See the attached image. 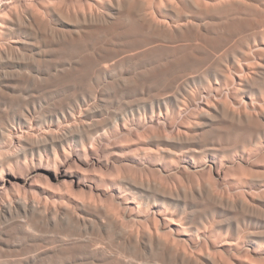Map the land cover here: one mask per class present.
Returning <instances> with one entry per match:
<instances>
[{"label": "rangeland", "instance_id": "1", "mask_svg": "<svg viewBox=\"0 0 264 264\" xmlns=\"http://www.w3.org/2000/svg\"><path fill=\"white\" fill-rule=\"evenodd\" d=\"M106 1L107 0H28V2H27V0H2V1L0 0V15L2 14L0 16V19H2L4 22L10 20L11 10H17L20 12H24V10H25V12H26L28 10V5H30V8L32 7V9L38 11V14L40 13V16L50 24V26L53 28V30L55 29L56 33H62L65 35L64 36L65 39L59 40V38L56 37L57 35L45 33V31H43L42 29L40 30V28L37 27L36 25H33V27H32V25L29 22L22 23V25L17 23V25H20V27H18V29L19 28L20 29L19 30L17 29L16 36L20 35L21 36V37L19 36L20 38L24 37L23 39L25 40V43L21 46V53L19 54L21 56V59H20V56H16V54L15 55H13V54L9 55V58H14V57L17 58L16 60L20 61L21 66L14 67V68H9L7 66H4L3 68H0V72L2 73V74L0 73L1 74L0 80L3 81L4 77H7V82H0V126L2 124H4V125L7 124L6 126H8V130L7 129L5 130V132H7V133H5V134L2 133V129H0V205H2V203L7 202L8 200L14 201L16 198H21L22 200H25L26 198H28V199H26L28 201L31 199H35L42 204L45 203V206L48 205L47 206L48 208L68 206L67 203L69 204L71 202L70 203V206L72 205L71 208H73V209L75 208L74 210L77 211V213H78L81 211L78 208L79 201H81V199L82 200H90L92 202L96 201L95 203H97V204L102 203L103 205L108 206L112 211L119 213L117 215L119 217H121L123 222L129 223L131 219L135 220L137 215H136V212L124 211L122 206L120 205V203H118V198H116L117 196L115 197V195L118 194L119 192L116 191V188L112 183L113 179L111 177H114V176H112V174L113 175L119 174L118 168H116L117 167L116 165L123 164L125 167L124 169L127 172L136 173L140 177H147V176H152L155 174V176L160 181L163 182L165 180V182H163L165 184L169 183L168 182V180H169L171 183H169L167 185H173V182L175 180H178L182 176L181 175L182 169H183V171H185V170H188V167L192 168V166H196L198 170L200 169L199 170L200 172L198 170L196 172H194V174L195 173L198 174V175L195 174L197 176V178L193 174L192 177L195 176L194 180L199 181L201 179H206V180H209L211 182L213 180V183L215 185H217V186H215L217 188V190H219V189L221 190V187H222V189H225V190L230 188L228 182L231 181L232 177H234V173L240 172L241 175H245L250 170L254 171V172H264V160L260 161V159L262 158V155L260 153H259V158L254 159V160L253 159H247L245 157L243 158L239 154L235 153L232 157L227 159L228 161H225L223 159H214V158H212L211 155L207 154L206 156L205 155L202 156L199 159V161H197L196 163H191L189 161H186L183 157H180V156H173L172 160L168 159L171 157L162 158L160 156L161 152L159 151L158 147L156 145H153V144L151 145V143L148 141L149 135L153 132H162L167 136L174 135L175 132L177 131V129H182L181 127L183 125L185 126V125L189 124V122L192 120V117H194L196 114L195 111H197V109L199 108V105H201L204 101L205 102L206 101L207 102L208 101H214L218 96H220L222 99L224 98V100L228 101L231 104L232 103L234 104L235 102H240L242 104H244V103H250V104L253 103L254 104L257 101L261 100L262 93L259 91V89H255V90L251 91L253 93L248 92V93H245L243 95H241V94L239 95L238 93H236L237 92L236 90L238 87L237 85H238L239 77L242 74L249 72L251 69L256 68L257 62L259 61L258 58L256 56L255 57L252 56L254 58L252 59L251 63H249L245 59H239L236 62L229 61L230 59L224 60L226 63H228V69H229L228 73L229 74H228V78L226 79L227 81L226 82L222 81L221 86H219V84L216 83V79H213L215 77L213 76L212 69H210L209 71L206 70L207 72L205 73V74L209 75L208 77L211 79L210 82L206 81L205 78L202 76V73L205 71L204 69H206V68H204V66H202L203 65L202 59L197 58V56L198 57H201L200 55L206 56L203 53L204 52L203 50H205V49L198 48L197 51H199L201 54L196 51L197 47H194L195 51H194V48L193 49H188V48L180 49L179 48L180 50L174 49L175 52L173 49H170L171 51H165L164 49H160V50L158 49L157 51L155 50L156 53H155V51L153 52V54L154 55L156 54V56H154L153 54H151L148 57L144 56L147 60H145V58H144V60H142L143 58H135L132 60L129 59L128 61H126L127 58L121 60V58H119V57L122 56V54H120L122 52L121 50H123L122 47H124V50L128 49L131 46V43H132V47H135L136 45L133 42L134 41L140 42V40L148 39L150 37V32L148 33V30L145 29L140 24L139 19H137L138 15L135 12V10H131L130 5L128 3H124L126 0H123V2L121 3L120 6L116 5L115 7L112 6L111 4H107ZM130 1L135 2L138 0H130ZM144 1L151 3V5H150V3H147V5L149 6L148 8L151 9L152 12L150 10H148V11L151 14L153 13V11L155 12V13H153L154 15L156 14V17L154 16L155 19L156 18L158 19L161 17L159 20H161V19H163L162 21L166 20V22L168 21V23H170V24H172L173 22H178V20L179 21L180 20L181 21H183V20L184 21H186V20L192 21V20H195V18L196 19L199 18L200 20H202V18H204L202 21H213V22L218 21V23H223V24H225V20H227L226 21L227 23L225 25L229 26V24H230V26L234 27V24L238 23L235 25V27L238 26V27H236V30L241 31L242 27H239V26L243 25V22H245V19L248 20V18H249V19L254 20L255 18L257 19L259 16L258 10L256 11V7H254V6L259 5V2L257 0H244L246 6L243 4H240V5L236 4L235 5V8L237 7V9L239 8V6L243 5L242 6L243 8H245V9L247 8L250 10L249 13H248V10H245V9L243 10L242 7L238 9L239 11H237L234 8L236 10L235 11V10H232L233 7H231V5L230 6H227V5L219 6L216 4V2H218V4H219L222 0L221 1L220 0H209L207 2L203 0L201 3H200V1L196 0L197 2H199L198 3L199 8H197V6H195L193 8V5L191 4V2H192L191 0H190L191 2L189 0H175L176 2H173L174 0L173 1L167 0L169 2V4L171 3V1L175 5L178 2L180 7H182V9L181 8H179V9L183 10L185 12L182 14L183 16L182 15L176 16L175 13L169 12L166 9V7H168V2L166 0L165 1H163V0L158 1V2L163 1L162 4L158 3L157 0H153V1L152 0H144ZM225 1H230V0H225ZM164 2H165V4L167 3L165 6H164ZM213 2H215L214 4H216V5H214ZM48 3L51 4L50 5L51 8L49 7ZM102 3H104L103 4L104 8H102L103 6H100V4L102 5ZM202 3H203V5H202ZM208 3L209 4L212 3V4L209 5ZM178 4H177V6L179 7ZM98 5H99V7H98ZM108 5H110V6H108ZM156 5H158L157 7H159V6H162V7L157 8ZM58 6H59V8H58ZM96 6H97V10H101V11H105V12H111L113 14V16H115V17H113V19H110L109 21L104 22L102 24H99L95 27H90L87 23H84V20L80 17V15L82 13H87L88 11L92 12V11L96 10V9H94V8H96ZM111 6L113 8H111ZM123 6H124V8H123ZM203 6H205V7H203ZM211 6H213V8ZM225 6L227 8H225ZM232 6H234V5H232ZM33 7H35V8H33ZM46 7H49V8H46ZM206 7L207 8L209 7V8L205 9ZM230 7H231V9H230ZM54 8H58V10H63V12H55ZM202 8H204V10ZM222 8H223V10H221ZM250 8L253 11H251ZM156 9L160 12H158ZM159 9H161L162 11ZM197 9H198V11H197ZM117 10L119 11L120 15H119V13H116ZM210 11H213V12L211 13ZM215 11H217V12H215ZM219 11H220V13H219ZM228 11H229V13L225 14ZM254 11H255V13L256 12L257 13L254 14L253 13ZM67 12H69V13H67ZM75 12H77V13L75 14ZM193 12H195V13H193ZM199 13L202 16H200ZM234 13H236V14H234ZM159 14H161L162 16ZM212 14H214V15H212ZM76 15H79V17H77ZM116 15H118V16H116ZM194 15H198V16H194ZM205 15H208V16H205ZM233 16H234V19L232 18ZM235 17H237V19ZM243 17H245L244 20H243ZM78 20H81V23ZM241 20H243V21H241ZM228 21H230L231 23H228ZM232 21H235V22H232ZM58 22H60L61 24ZM112 23L113 24L116 23L115 24L116 26L114 28L111 27ZM83 24H84V26H83ZM100 25H101V27H100ZM118 25H119V28L117 27ZM135 26H137V27H135ZM61 27H63V29H60ZM85 27L88 29L86 30ZM93 28H96L97 30L94 31ZM89 29H90V31H89ZM137 29H138V31H137ZM39 31L41 32V34ZM63 32H65V33H63ZM76 33L79 34V37H78V34H76ZM80 33H81V35H80ZM146 33H147V35H146ZM71 34H73L74 36ZM35 35H37V36H35ZM83 36H84V38H83ZM43 37L45 39H43ZM67 38H69V39H67ZM239 38L241 39L240 36L235 37V39L237 40V43L240 40ZM0 39H4V36L2 34H0ZM27 40H29V41H27ZM1 41L3 42V40H1ZM26 41H27V43H26ZM45 41L47 42V45H46ZM2 42H0V44ZM64 42H65V44H64ZM129 42H131V43H129ZM126 43H128V44L126 45ZM34 44H35V46H34ZM28 45H30V46H28ZM237 45H240V42ZM25 47H28L27 48L28 51ZM30 47H32V48H30ZM126 47H128V48H126ZM208 48H211V47H208ZM24 49H25V51H24ZM114 49L117 50V52H114ZM184 49H186L188 54L189 53H191V54L185 55V56L183 55L184 56L183 57L182 54L186 53V51ZM212 49L214 50V51L212 50V54H216L219 52L218 55L220 54L222 56V54H223L224 55L223 58H230L234 54H237L239 57L241 56L237 53L236 47L226 46L225 48H223V49H225L224 50L225 52L223 51V49L221 51H218L214 48H212ZM226 49H227V51H226ZM192 50H193V52H191ZM208 50L210 51L211 49H208ZM23 52H25V53H23ZM157 52L159 53V56H158ZM194 52H195V54H193ZM27 53H28V55H27ZM174 53H175V55H174ZM196 54H198V55H196ZM173 55H174V57H173ZM191 55H193V56H191ZM175 56H177L176 57L177 59L175 58ZM169 57L171 59H169ZM189 57H191V58H189ZM15 58H14V60H15ZM117 58H118V61L113 63L114 60H117ZM182 58H185V59H182ZM26 59L27 60L29 59V60L27 61ZM34 59H35V63H34ZM172 59L174 61H171ZM23 60H25V61H23ZM124 60H125V62H124ZM138 60H140V61H138ZM176 60H178V61H176ZM106 61H109V62L111 61L113 63V65L109 69L110 75H107V77H106L107 81L103 75L102 76L99 75V73L102 72L101 71L102 68L101 67L99 68V66H97V65H99V63L101 64L102 62L103 63H109ZM143 61L145 62L146 65L144 64ZM120 62H121V64H120ZM135 62H137V63H135ZM36 63L38 66L36 65ZM56 65H58V66H56ZM182 65H184V66H182ZM194 65H197V66H194ZM198 65L201 68H198ZM27 66H29V68ZM116 66H119V67L117 68ZM148 66H151V67H148ZM154 67H155V69H154ZM171 67H173V68H171ZM98 68H99V70L100 69L101 70L99 71ZM148 68L149 69L151 68L150 71ZM16 69H18V70H16ZM130 70H131V72H129ZM242 70H244V71H242ZM3 71H5V72H3ZM7 71H9V73ZM12 71L14 74H10V73H12ZM121 71H123V72H121ZM183 71H186V72L183 73ZM173 72H174V74H173ZM175 72L178 74H175ZM198 72H199V74L197 75L196 73H198ZM230 72H231V74H230ZM93 73H96L95 78L91 76V75H93ZM137 73H139L141 75H138ZM3 74L8 75V76H4ZM133 74L134 75L137 74V76H134ZM148 74H149V76H148ZM172 74L173 75H181L180 79H178V82L174 81L171 83V81L168 80L169 78H171ZM183 74L190 76V79L187 80L185 77L181 78L183 76ZM195 74H196V76H195ZM115 75H117V76H115ZM128 75L130 77H128ZM114 77L116 80H114ZM116 77H118V80ZM135 77L136 78L139 77V78H137V80H139V81H136ZM147 78L149 79V81H147L148 80ZM165 78H166V80H165ZM100 79L102 80V82L98 83L97 81ZM132 79H135V80L132 81ZM143 79H146V80H143ZM9 80H11V81H9ZM119 80H121L123 85H121L122 83ZM193 80L195 81V83ZM90 81H93V83L96 82V83H94L96 85L94 86L93 83L90 84ZM117 81H119L120 83L117 84ZM145 81H147V82H145ZM188 81L190 84L188 83ZM138 82H140V84H138ZM108 83L110 85H108ZM113 83H115V84H113ZM151 83H152V85H150ZM4 84H6V85H4ZM167 84H171V85H167ZM125 85H127V86H125ZM89 86H90V88H91V86H92V88L98 87L97 90H99V92L104 90V89L107 92V94H106V92L104 93V94H106L104 96H101V94L100 95L98 94L96 99H92L93 100L92 103L95 105L93 112H95V113H92V116L90 117L91 120H95V121L99 120V119L103 120L104 118H106V120H109L107 123L109 125H107L104 129H102V131H101L102 133L101 132L99 133L100 135L99 134L93 135V137L90 140L86 141V143H82L81 141L78 140V138L72 139V140H67L61 144L59 143L60 145L57 144V147H54V148L51 146L49 148L50 144H48V142L46 144V141H45V142H42L43 144H42L41 148L33 149L32 145L29 142H27L26 140H24L23 137H22L23 140H21V138H20L21 132L19 131V127H21V126L22 127L24 126L23 128L25 130H27L28 133L30 132L31 135H34V134L36 135V133L38 134L43 129L44 130L52 129V128L57 127L58 125L63 126L65 123H67V118H69L68 117L69 112H70V114L75 115L74 117L76 119L82 118V116H81L82 110L81 109H83L86 106L82 101H79V104L77 101L76 102H74V101L77 99H81L82 94L84 95L86 93V91L89 89L88 88ZM101 86H103L102 89H101ZM129 86H131V87L134 86V87H132V89H131V87H129ZM182 86L187 87L188 90H190V93L192 92L191 95L194 99V100L192 99L193 102L188 101L187 95L184 92H181L180 88L178 90V87H182ZM135 87H136V89H135ZM127 88H129V89H127ZM162 88L164 90H162ZM85 89H86V91H85ZM134 89H135V91H134ZM137 89L139 91H137ZM146 89H148V90H146ZM149 90H150V92H149ZM171 90H173L175 92H172V94H170ZM161 91H162V93H161ZM220 91L222 92V94H220L221 93ZM133 92H134V94H133ZM204 92H205V94H204ZM176 93H177V96H179V98L183 101L184 106L182 105L181 107H177L176 112L175 111L172 112V109H170L169 111H166V109H165L162 111V113H159V111L157 110L156 114L152 115L153 101H154L153 99L155 97H157V95L158 96L164 95V97L163 96L162 97L166 99L165 101L169 102L168 104H170V103H173V100L176 96ZM179 93L180 94L183 93V94L180 95ZM216 93L219 95H217ZM77 94H79V95H77ZM151 94H153L154 96L153 95L151 96ZM208 95H210V96H208ZM212 96L215 97V99H213ZM103 97H105V98H103ZM145 98L147 101H145ZM201 98L203 101L201 100ZM148 99H149V102H148ZM148 103H149V105H148ZM191 103H192V105H191ZM193 106H196L198 108L193 110L194 109ZM69 108H71V109H69ZM179 108H180V110H179ZM144 109H145V111H144ZM27 110L31 111V113L29 115V120L27 123H21L20 122V117L22 116L21 113H22V111L27 112ZM66 110H68V111H66ZM100 110H102V112ZM191 111H192L193 115H192ZM97 112H99V113H97ZM144 113H145V115H144ZM182 114L183 115L185 114V115L182 116ZM185 116H186V118L187 117L188 118L186 119ZM101 117H103V118H101ZM182 118L184 121H182ZM2 119L3 120L5 119V120L3 121ZM180 120H181V123H180ZM6 121H7V123H6ZM171 121H173V122H171ZM151 123L153 124V126ZM182 123H184V124H182ZM147 124H148V126H146ZM13 125H15L17 127V130L12 127ZM170 125H172V127ZM169 129H170V131H169ZM37 130H38V132H37ZM171 133H173V134H171ZM143 135L144 136L148 135V136L144 137ZM135 139H137L138 141ZM95 140H96V142H94ZM19 141H21V142H19ZM135 141L137 144L135 143ZM142 141H143V143H142L143 145L141 144ZM144 141H146V142L144 143ZM83 145H85V146H83ZM140 145H142V147ZM143 147L144 148L149 147L150 150H153V151L148 150L149 148L144 149ZM134 148H136V150H134ZM140 148L142 150L143 149L146 151L148 150L146 152L145 156L141 152L142 150ZM263 148H264V146H263ZM263 148H262V150H263ZM55 149L57 152L55 151ZM138 149H140L138 152H141V153H137ZM156 149H158V151H155ZM133 150H134L135 154L133 153ZM262 150H261V152H262ZM129 151L132 153V155ZM39 152H40V154H39ZM126 154H127V156H126ZM94 156L95 157L97 156L98 159L95 158ZM154 156H157L158 158H156V157L154 158ZM149 157H150V159H149ZM112 160H114V161H112ZM150 160H151V162H150ZM99 161H101V162H99ZM172 161H173V163H171ZM239 161H242V162H239ZM96 162H97V164H96ZM106 163H108V164H106ZM112 163L113 164L116 163V165L115 164L113 165ZM126 163H128V164H126ZM129 163L132 164L130 166V168H129ZM241 163L245 164V169L243 167V164L241 165ZM246 163H247V165L249 164L247 168L250 167V169L248 171L246 168V166H247ZM95 164H96V166H95ZM212 164H213V166L211 167ZM105 165L108 167H106ZM144 165L145 166L147 165L146 169L144 168L145 167ZM149 165L154 170L151 169V167ZM252 165H253V167H252ZM132 166L134 168H132ZM186 166H187V168H186ZM97 167H99V168L94 169ZM102 167H104V169ZM155 167H156V169H155ZM158 167H160L162 172L156 171ZM170 167L172 170L170 169ZM201 167L205 168V169L207 168L206 171L208 170V168L211 167L212 169H209L207 171L209 173V175L206 172L205 175H207V176H204L205 169L202 170ZM214 167H216L217 172L213 170ZM241 167H243L245 173H243L244 171H243V169L241 170ZM99 169L101 172L98 171ZM102 169H103V171H102ZM130 169H133V170L131 171ZM179 169H181V170H179ZM104 170H106V171H104ZM142 170L144 172H142ZM165 170H166V172H165ZM60 171L62 174L60 173ZM153 171H154V174H153ZM168 171H171V173H169ZM222 171H223V174H222ZM104 172H105V174L106 173H108V174L104 175ZM161 173H164V174H161ZM57 174H59L60 176L58 175L59 176L58 177ZM177 174L178 175L180 174L178 176L179 178H177ZM101 175L107 176L106 177L107 179H105V177L102 178L103 176H101ZM168 175L169 176L171 175L172 176L171 178L172 179L174 178V179L172 180L170 177L168 178ZM202 176H203V178H202ZM209 176H210V178H209ZM91 177H92V179H91ZM159 177H161V178H159ZM213 177H215V178H213ZM220 177H222V179ZM216 178H218V179H216ZM180 179H182V177ZM180 179H179V181H180ZM95 181L96 182L98 181V182L96 183ZM99 181H101V183ZM109 181H111V182H109ZM88 182H92V183H88ZM103 183H105L104 184L105 187L103 186ZM219 184H220V186H219ZM221 184H222V186H221ZM261 184H260V187H261ZM91 185L92 186L95 185V186L92 187ZM106 185L108 186V188ZM96 186L98 188H96ZM99 186H101V187H99ZM234 190H235V192L241 191V189H239V188H234ZM85 192H86V194H85ZM93 192H94V194H93ZM249 192H251V191H249L248 189H245L244 192L241 191L240 194L243 195L244 197H246L247 193L249 194ZM111 193H114V195ZM257 193H259V189H256L253 192V194H257ZM108 194H110L111 196ZM12 197H13V200H12ZM76 197H78L79 199L81 198V199L79 200ZM100 200H102V201H100ZM103 201H105L104 203H106V202L107 203L104 204ZM75 206H77V207H75ZM151 207H150L151 208L150 210L148 208V212L144 213L145 215H143L142 217H144L146 219L148 216V219L145 220V224H147V225L148 224L149 225H151V224L157 225L158 224L157 227L159 226L158 228L160 229L161 226L163 227V224H162L161 220L159 219V217L156 213H151L154 210V205H152ZM192 208L199 209L198 207H192ZM263 210H264V207H263ZM16 211L11 215H8V216L6 215V217H4V216L0 217V219L2 218L0 220V235H1L0 239L2 240L4 238L3 243H0V245H1L0 246V263L1 264H3V263H5V264H7V263H10V264H41V263L42 264H48V262H49V264H97V263H91L92 262V261H90L91 258H89V256H91L90 250H88V248H86V246L83 244V243H87L88 239L94 240L95 238H96L95 241L98 242L99 246L102 245L103 247H105V249L107 251L106 254L109 256L108 257L109 261L107 260L106 262H103L102 264H104V263L105 264H113V263L114 264H120V263H118V261H116L117 256H120V258L129 257L128 259H132L134 262L135 261H137V262L141 261L142 262V260L144 262V260H145L144 263H147V264H160V263L161 264H169L167 260L163 259L160 255L156 254V252H152V253L149 251L147 252V250L144 251L143 248H137L135 246L123 247L121 245L122 244L121 242H119L116 238L109 236L106 233H103L102 230H100L98 223H96L95 221L94 222L91 221L88 217L86 218L85 221L81 220V222H79V223H76V222L72 223V222H69L67 220H64V221H60L59 223L55 224L52 222L50 216L45 217V218H39L38 216L32 215L30 213H24L20 210H16ZM120 212H121V214H120ZM129 213H130V215H129ZM155 214H156L158 219L156 218ZM13 215H15V216H13ZM80 215H81V217L83 216V214H80ZM126 215H128V216H126ZM153 215L155 216V218L157 220L153 218L154 217ZM132 217H134V218H132ZM227 217H228L227 215L221 217L220 214H215V215H210V218H211L210 220L212 221L213 219L227 218ZM150 218L152 219V221H150ZM254 221L256 222L257 220L255 219V220H253V222ZM19 222H21V223H19ZM159 222H161L160 225H159ZM22 223L24 224V226ZM81 223H83V224H81ZM137 223L133 224L132 228L134 227V225H137V226H135V229L137 230L138 226H139L138 225L139 223L138 224ZM11 224H12V226H11ZM20 224H22V225L20 226ZM258 224L262 226L264 224V221L258 220ZM27 225L30 228L27 227ZM82 225H84V226H82ZM251 226H253V225H251ZM13 229H14V231H13ZM162 229H164V227L161 228V230ZM5 234H7V235H5ZM59 234H61V236ZM70 234H71V236H70ZM63 235H66V236L68 235L69 240H75L76 237H77V239H80V237H82V239H80V241H75V242L71 243V242H67L68 238L65 236L66 238L64 237L65 238L64 239ZM35 236H37V237H35ZM92 236H93V238H92ZM30 237H32V238H30ZM40 238H41V240H40ZM85 238H87V239H85ZM56 241H59V242H56ZM36 242H37V244H34ZM75 243H77V244H75ZM104 243L106 246L104 245ZM183 243H184V245H186L185 242H182L181 244H183ZM184 245H181V246H184ZM60 246H62V248L65 247L66 249L65 248L61 249ZM50 247H51V249H47ZM52 248H54V249L52 250ZM251 248H252L251 245L249 246V244H247V243H241L239 246H235L233 249L234 254L229 255V260L230 259L233 260V262L235 264H238L237 261H239V264H249L251 259L255 260V257L264 258V255H263L264 250L259 249V248H254L252 250ZM44 250H46V251H44ZM69 250H70V252H69ZM84 250H85V252H84ZM86 250H88V251H86ZM243 252L245 253V255L243 254ZM38 253H39V255H38ZM43 253L47 256L46 260H45L46 256ZM68 253H70V254H68ZM108 253L109 254L111 253L110 254L111 256ZM247 253H248V256H247L248 258L246 257ZM36 254H37V256H36ZM74 254H77V256ZM87 254H89V255H87ZM149 254H150V256L153 257L152 258L153 260L148 259L150 257ZM41 255H43V256H41ZM52 255L54 257L55 256L56 257L54 258ZM146 255H148V256H146ZM80 256H82L83 258L82 257L80 258ZM158 256H160L161 258ZM241 256L243 258H246V259L241 260V258H242ZM251 256H254V257L251 258ZM34 257H35V259H34ZM37 257H38V259H37ZM57 257L59 259L61 257L62 258H61V260H59ZM111 257H112V259H111ZM77 258H78V260H77ZM139 258L141 260H139ZM234 258H235L236 262L234 261ZM260 258H256V260L260 259ZM82 259H83V262H82ZM146 259H148L149 261H147ZM157 260H158V263H156ZM38 261H40V262H38ZM258 261L256 262V264L257 263L259 264ZM230 263H232V262L230 261ZM253 264H254V262H253Z\"/></svg>", "mask_w": 264, "mask_h": 264}, {"label": "bare ground", "instance_id": "2", "mask_svg": "<svg viewBox=\"0 0 264 264\" xmlns=\"http://www.w3.org/2000/svg\"><path fill=\"white\" fill-rule=\"evenodd\" d=\"M158 1L159 0H157V2ZM163 1H165V0H163ZM163 1L162 2H158V3H161L162 4ZM172 1H171L170 4L167 1L168 2V7H166V9L169 12L175 13L176 16L177 15L180 16L183 13H185L183 10H180L179 9V8L182 9V7H180V5L178 4V2H177V4L179 5V7L177 6V4L175 5L173 3V2H176L175 0L173 2ZM191 1L190 2L193 5V8L195 6H197V8H199L198 7L199 6V4H198L199 2H197L196 0H191ZM198 1H200V3H201L203 0H198ZM204 1L207 2L209 0H204ZM257 1L259 2V5L254 6V7H256V11L258 10V12H259L258 18L256 19L254 17L256 20L255 19L252 20V19H249L248 18V20H247V19H245V17H243V20L245 19V22H243V25L242 26H239V27H242V30L240 29L241 31H239V30L237 31L236 30V27H238V26L235 27V25L238 24V23L234 24V27L233 26H230V24H229V26L228 25H225L227 23L226 22L227 20H225V24H223V23H218V21L217 22H213V21H202L204 18H202V20H200L199 18L198 19L195 18V20H192V21H187V20L184 21L182 19L183 21H181V20L179 21L178 20V22H173V23L171 22L172 24H170V23H168V21L166 22V20H164V21H162L163 19L159 20L161 17L158 18V19L157 18L155 19L156 14L155 15L153 14L155 12L153 11V13H152L153 15H152L148 11V10L151 11V9L148 8L149 6L147 5V3H150V2H145L144 0H138V1H135V2L130 1V0H126L124 2V3H128L130 5V9L131 10H135V12L138 15V18L137 19H139L140 24L145 29L148 30V33L150 32V37L148 39H146V40H140V42H135L134 41L133 43H135V45H136V46L134 45L135 47H132V43H131L132 41L129 42V43H131V46L129 48L126 47L128 49H125L124 50V47H122V49H123V50H121L122 52L121 53L119 52L120 54H122V56L119 57V58H121V60L122 59H126V58H127L126 61H128L129 59L132 60V59H135V58H143L142 60H144V58H145L144 56H147L148 57L151 54H153V52L155 50L157 51L158 49L159 50L160 49H164L165 51H171L170 49H173L174 50V49H179V48L180 49H182V48L193 49L194 47H197L196 51L198 50V48L205 49V50H203L204 51L203 53L206 56H202V55H200L201 57H198L197 56V58L202 59V61H203V65L202 66H204V68H206V69H204L205 71L202 73V76L205 78L206 81L210 82L211 79L208 77L209 75H207L205 73L207 71H209L210 69H212L213 76L215 77L213 79H216V83L219 84V86L222 85V81L223 82H226L227 81L226 79L228 78V74H229L228 73V70H229L228 69V63H226L224 60H229L230 59L229 61L236 62L239 59H245L246 61H248L249 63H251L252 62V59L255 56L259 60L257 62L256 68L251 69L249 72H247L245 74H242L239 77L238 85H237L238 87H237V90H236L237 92L236 93H238L239 95L240 94L243 95V94L248 93V92L249 93H253L251 91H253L255 89H259V91L262 93L261 100L257 101L254 104L253 103L252 104H250V103H244V104H242L240 102H235L234 104L233 103L231 104L228 101L224 100V98L222 99L220 96H218L216 99H215V97L212 96L213 99H215L214 101H208V102L207 101L206 102L204 101L203 103L200 101L202 104L201 105L198 104L199 105V108L196 107V106H193L194 109L192 108L193 110H195L197 108L198 109H197V111H195L196 114H195L194 117H192V120L189 122V124H187L185 126L183 125L181 127L182 129H177V131L175 130L176 132L174 131L175 132L174 135L167 136V135H165L162 132H153V133H151L149 135L148 141L151 143V145L153 144V145H156L158 147L159 151L161 152L160 153L161 154L160 156L162 158L171 157V158H168V159L172 160V157L173 156H180V157H183L186 161H189L191 163H196L197 161H199V159L202 156H204V155L206 156L207 154L208 155H211L212 158H214V159H223L225 161H228L227 159L230 158V157H232L235 153L239 154L243 158L245 157L247 159H253V160L254 159H258L259 158V153H260L262 155V158L260 159V161L261 160H264V148H263V146H264V0H257ZM27 2H28V0H27ZM122 2H123V0H107L106 1L107 4H111L114 7L116 5L117 6H120ZM50 3H48L49 4V7L51 5ZM203 3H202V5H203ZM214 3L215 2H213V4ZM103 4L104 3H102V5L100 4V6H103L102 8H104V5ZM166 4L164 2V6ZM210 4H212V3H210ZM216 4L219 5V6H223V5L230 6L231 5V7H233L232 10H235L236 9L237 11H239L238 9L241 8L243 5L246 6L244 0H230V1L222 0L219 4H218V2H216ZM216 4H214V5H216ZM236 4L237 5L238 4L239 5L240 4H243V5L239 6V8L237 9V7L235 8V5ZM150 5H151V3H150ZM158 5H156V7ZM232 5H234V6H232ZM108 6H110V5H108ZM112 6H111V8H113ZM205 6H203V7H205ZM49 7H46V8H49ZM98 7H99V5H98ZM159 7H162V6H159ZM159 7H157V8H159ZM211 7L213 8V6H211ZM231 7H230V9H231ZM33 8H35V7H33ZM58 8H59V6H58ZM58 8H54L55 12H63V10H58ZM123 8H124V6H123ZM208 8L206 7L205 9H208ZM225 8H227V7L225 6ZM94 9H96V10L92 11L93 10L92 9L91 10L92 12L88 11L89 13L88 12L87 13H82L80 15V17L84 20V23H87L90 27H95V26H97L99 24H102L104 22H107L110 19H113V17H115V16H113V14L111 12H105V11L97 10V6ZM202 9L204 10V8H202ZM244 9L245 8H243V10ZM159 10H161V9H159ZM221 10H223V8ZM245 10H248V13L250 11L247 8ZM117 11H116V13H119V11L118 12ZM197 11H198V9H197ZM213 11H210V12L212 13ZM251 11H253V10L251 9ZM158 12H160V11H158ZM195 12H193V13H195ZM215 12H217V11H215ZM67 13H69V12H67ZM76 13L77 12H75V14ZM200 13H199V15H200ZM219 13H220V11H219ZM228 13H229V11L227 13H225V14H228ZM253 13L256 14L257 12L255 13V11H254ZM234 14H236V13H234ZM10 15H11L10 16L11 18L8 21H5L4 22L2 19H0V34H2L4 36V39H0V42H2L1 40H3V42L1 43L2 45L0 44V68H3L4 66H7L9 68H14V67L21 66L20 61H17L16 60L17 58H15L13 56L15 58V60H16L15 61L14 58H9V55H12V54L15 55L16 54V56H20L19 54L21 53V46L25 43V40L23 39L24 37L23 38H20L21 37L20 35H19L20 37L19 36H16V31H17L18 27H20V25H22V23L29 22L32 25V27H33V25H36L37 27L40 28V30L42 29L43 31H45V33H50L52 35L53 34L54 35H57L56 37H58L59 40L60 39H65V37H64L65 35L64 34H62V33H56L55 29L53 30V28L50 26V24L47 21H45L40 16V13L38 14V11L32 9V7L30 8V5H28V10L26 12H25V10H24V12H20V11H17V10H11V14ZM119 15H120V13H119ZM159 15H161V14H159ZM212 15H214V14H212ZM76 16L79 17V15H76ZM116 16H118V15H116ZM194 16H198V15H194ZM200 16H202V15H200ZM205 16H208V15H205ZM232 18L234 19V16ZM235 18L237 19V17H235ZM243 20H241V21H243ZM78 21H80V23H81V20H78ZM232 22H235V21H232ZM17 23L20 24V25H17ZM58 23H60V22H58ZM228 23H231V22L228 21ZM115 24L116 23H114V24L112 23V25L111 24L110 25H111L112 28H114L116 26ZM83 26H84V24H83ZM137 26H135V27H137ZM100 27H101V25H100ZM117 27L119 28V25ZM60 29H63V27H61ZM85 29L87 30L88 28L85 27ZM93 30L95 31L97 29L96 28H93ZM89 31H90V29H89ZM137 31H138V29H137ZM63 33H65V32H63ZM40 34H41V32H40ZM76 34H78V33H76ZM37 35H35V36H37ZM71 35H73V34H71ZM80 35H81V33H80ZM146 35H147V33H146ZM236 36H240L241 37V39L239 38L240 39L239 40L240 45H237L239 42L237 43V40L235 39ZM78 37H79V34H78ZM83 38H84V36H83ZM43 39H45V38L43 37ZM67 39H69V38H67ZM27 41H29V40H27ZM27 41H26V43H27ZM64 44H65V42H64ZM127 44L128 43H126V45ZM46 45H47V42H46ZM28 46H30V45H28ZM34 46H35V44H34ZM226 46L236 47L237 53L239 55H241L240 56L241 58L237 54H234L230 58H223L224 55L223 54H222V56L220 54L218 55L219 52L216 53V54H212V50H213L212 48H214V49H216L218 51H221ZM32 47H30V48H32ZM208 47H211V48H208ZM25 48L27 49L28 47H25ZM208 49H211V50L209 51ZM184 50L186 51V49H184ZM224 50L225 49H223V51ZM24 51H25V49H24ZM27 51H28V49H27ZM156 51H155V53H156ZM194 51H195V48H194ZM226 51H227V49H226ZM114 52H117V50L114 49ZM174 52H175V50H174ZM191 52H193V50ZM197 52H199V51H197ZM23 53H25V52H23ZM189 54H191V53H189ZM189 54L186 51V53L185 54L183 53L182 56L183 55L184 56L185 55H189ZM193 54H195V52ZM27 55H28V53H27ZM174 55H175V53H174ZM174 55H173V57H174ZM196 55H198V54H196ZM154 56H156V54ZM158 56H159V53H158ZM191 56H193V55H191ZM252 56H254V57H252ZM176 57L177 56H175V58ZM185 58H182V59H185ZM189 58H191V57H189ZM20 59H21V56H20ZM169 59H171V58L169 57ZM145 60H147V59L145 58ZM23 61H25V60H23ZM117 61H118V58H117V60H114L113 63H115ZM138 61H140V60H138ZM171 61H174V60L172 59ZM176 61H178V60H176ZM106 62H109V61H106ZM110 62L109 63H103L102 62L101 64L99 63V65H97V66H99V68L100 67L102 68V70L100 69L102 72H100L99 75H101V76L103 75L104 78H106L107 75H110L109 69L113 65V63L112 62L110 63ZM121 62H120V64H121ZM124 62H125V60H124ZM34 63H35V59H34ZM135 63H137V62H135ZM144 64H145V62H144ZM36 65H37V63H36ZM56 66H58V65H56ZM182 66H184V65H182ZM194 66H197V65H194ZM27 67L29 68V66H27ZM116 67L118 68L119 66H116ZM148 67H151V66H148ZM99 68H98V70H99ZM171 68H173V67H171ZM198 68H201V67H199V65H198ZM150 69H149V71H150ZM154 69H155V67H154ZM16 70H18V69H16ZM242 71H244V70H242ZM3 72H5V71H3ZM7 72L9 73V71H7ZM121 72H123V71H121ZM129 72H131V70ZM184 72H186V71H183V73ZM199 72L196 73V74L198 75ZM1 74H0V76H1ZM10 74H14L13 71ZM137 74L138 75H141L139 73H137ZM137 74L136 75L133 74V75L134 76H137ZM173 74H174V72H173ZM173 74H172L171 78H169L168 80L171 81V83L174 82V81H177L178 82V79H180V76L181 75H173ZM175 74H178V73L175 72ZM196 74H195V76H196ZM230 74H231V72H230ZM4 76H8V75H4ZM91 76L95 78L96 73H93V75H91ZM115 76H117V75H115ZM148 76H149V74H148ZM128 77H130V76L128 75ZM183 77H185L187 80L190 79V76H188V75H184L183 74V76L181 78H183ZM116 78L118 80V77H116ZM137 78H139V77H137ZM137 78H136V81H139V80H137ZM100 80H98L97 82L98 83L102 82V80L101 81ZM114 80H116L115 77H114ZM134 80L135 79H132V81H134ZM143 80H146V79H143ZM165 80H166V78H165ZM9 81H11V80H9ZM106 81H107V78H106ZM119 81L121 82V80H119ZM119 81H117V84L120 83ZM147 81H149V79ZM147 81H145V82H147ZM0 82H7V77H4V80L3 81L0 80ZM92 83H93V81H90V84H92ZM94 83H96V82H94ZM188 83H189V81H188ZM194 83H195V81H194ZM113 84H115V83H113ZM138 84H140V82H138ZM4 85H6V84H4ZM95 85L96 84H94V86ZM108 85H110V84L108 83ZM121 85H123V83ZM150 85H152V83ZM167 85H171V84H167ZM92 86H91V88L89 86L88 87L89 89L87 91L85 89L86 93L84 95L82 94L83 92L81 93L82 94L81 99H77V100L74 101V102L77 101L78 104H79V101H82L85 104V106H86V107L83 106L84 108L81 109L82 110L81 111L82 118L76 119L74 117L75 115L70 114V112H69V115L67 114L68 117H69V118H67V123H65L63 126H59L58 125L57 127L52 128V129H47V130H44L43 129L38 134L36 133V135L35 134L34 135H31L30 132L28 133V131L23 128L24 126L23 127L21 126V127H19V131L21 132V135H20L21 136L20 137L21 140L24 139L27 142H29L32 145L33 149L41 148L42 147V144H43L42 142H45V141H46V144H47V142H48V144H50L49 145V148H50V146L54 148V147H57V144H59V143L61 144V143L65 142V141H67V140H72V139H76V138H78V140L81 141L82 143H86V141L90 140L93 137V135L99 134L102 131V129H104L107 125H109V124H107L109 120H106V118H104L105 120L104 119L103 120L102 119L101 120L99 119V120H96V121L95 120H91L90 117L92 116V113H95V112H93L94 111V108H95V105L92 103V101H93L92 99H96L97 96H98V94L99 95L101 94V96H104V95L107 94V92H106V90L104 88H103L104 90H102V91L99 92V90H97V88H98L97 86H96L97 88H92ZM125 86H127V85H125ZM134 86H132V87H134ZM185 86L178 87V90L180 88V91L181 92H184L187 95L188 101H192V99H193V97L191 95L192 92L190 93V90H188V88L185 87ZM102 87L103 86H101V89H102ZM129 87H131V86H129ZM132 87H131V89H132ZM127 89H129V88H127ZM135 89H136V87H135ZM135 89H134V91H135ZM146 90H148V89H146ZM162 90H164V89L162 88ZM173 90H171V93L170 94H172V92H175ZM137 91H139V90L137 89ZM105 92H106V94H104ZM149 92H150V90H149ZM161 93H162V91H161ZM133 94H134V92H133ZM181 94H183V93H181ZM204 94H205V92H204ZM220 94H222V92ZM77 95H79V94H77ZM152 95L153 94H151V96ZM217 95H219V94H217ZM162 96L164 97V95H161V96H158L157 95V97H155L153 99L154 100L153 101V109L151 108L152 109V115L153 114H156V111L157 110L159 111V113H162V111L165 110V109H166V111H169L170 109H172V112H174V111L176 112V108L177 107H181L183 105V101L179 98V96H177V93H176V96H175V98L173 100V103H170V104H168L169 102L165 101L166 99L163 98ZM208 96H210V95H208ZM103 98H105V97H103ZM201 100H202V98H201ZM145 101H147L146 98H145ZM148 102H149V99H148ZM148 105H149V103H148ZM191 105H192V103H191ZM69 109H71V108H69ZM68 110H66V111H68ZM179 110H180V108H179ZM100 111L102 112V110H100ZM144 111H145V109H144ZM30 113H31L30 110H27V112L22 111V113H21L22 116L20 117V122L21 123H27L28 120H29ZM97 113H99V112H97ZM191 113H192V111H191ZM144 115H145V113H144ZM184 115L182 114V116H184ZM192 115H193V113H192ZM101 118H103V117H101ZM185 118H186V116H185ZM182 121H184L183 118H182ZM171 122H173V121H171ZM6 123H7V121H6ZM180 123H181V120H180ZM182 124H184V123H182ZM6 125L7 124H5V125L2 124L0 126L1 127L0 129H2V133H4V134L7 133V132H5V130L6 129L8 130V126H6ZM146 126H148V124ZM152 126H153V124H152ZM170 126L172 127V125H170ZM12 127L17 130V127L15 125H13ZM169 131H170V129H169ZM37 132H38V130H37ZM171 134H173V133H171ZM22 137H23V139H22ZM135 140H137V139H135ZM19 142H21V141H19ZM94 142H96V140ZM145 142L146 141H144V143ZM135 143H136V141H135ZM142 143H143V141L141 142V144ZM142 145H140V146L142 147ZM83 146H85V145H83ZM148 148H144V149H148ZM262 148H263V150H262ZM140 149L137 150V153H141L142 152L144 154V156H145L146 152L148 150H150V148L147 151L144 150V149L143 150L141 149L142 151L141 152H138ZM158 149H156L155 151H158ZM134 150H136V148H134ZM134 150H133V153H134ZM261 150H262L263 153L261 152ZM55 151H56V149H55ZM150 151H153V150H150ZM39 154H40V152H39ZM131 155H132V153H131ZM126 156H127V154H126ZM155 157L158 158L157 156H154V158ZM95 158H97V156ZM149 159H150V157H149ZM112 161H114V160H112ZM99 162H101V161H99ZM150 162H151V160H150ZM239 162H242V161H239ZM108 163H106V164H108ZM116 163H114V164L116 165ZM171 163H173V161ZM247 163H246V165H247ZM96 164H97V162H96ZM96 164H95V166H96ZM126 164H128V163H126ZM242 164L243 163H241V165ZM131 165L132 164L129 163V168H130ZM248 165L246 166V168L248 167ZM116 166H117L116 168H118L119 174L118 173H117L118 175H113L112 174V176H114V177H111L113 179V182L112 183L115 186L116 191L119 192L118 194L115 195V197L117 196L116 198H118V203H120V205L122 206V208H123L124 211L136 212V215H137L136 216V219H135L136 221L133 220V219H131L129 217L131 219L130 222L129 223H125V222L122 221L121 217H119L117 215L119 213L118 212L116 213V212L112 211L108 206L103 205L102 203L101 204H97V203H95L96 201L95 202H92L90 200H82L81 198H80L81 201H79V206L77 205L78 208L81 210L78 213H77V211L74 210L75 208L74 209L71 208L72 207V205L70 206V203L71 202L69 204L67 203L68 206L48 208L47 207L48 205L45 206V203L42 204V203H40L39 201H37L35 199H31L29 201L26 200L28 198H26L25 200H22L21 198H16V199L14 198L15 199L14 201H9L7 199L8 200L7 202L2 203V205H0V217H2V216L6 217V215L7 216L8 215H11L16 210H20V211H22L24 213H30L32 215H36L39 218H45V217H49L50 216L52 222L55 223V224L59 223L60 221H64V220H67V221L72 222V223L73 222L74 223L75 222L76 223H79V222H81V220H84L85 221L86 218L88 217L91 221H93V222L95 221L96 223H98L99 228H100V230H102L103 233H106L109 236H112V237L116 238L119 242H121L122 243L121 245L123 247L135 246L137 248H143L144 251L147 250V252L148 251L151 252V253L152 252H156V254L160 255L163 259L167 260L169 264H233L234 263L233 260H231V259L229 260V255L230 254L231 255L234 254V250H233L234 247L235 246H239L241 243H247V244H249V246L251 245V247H252L251 249L252 250L254 248H259V249L264 250V224L262 226L258 224V220H263L264 221V210H263V207H264V172H254V171H251V170L249 172H247L250 169V167H249V168H247V171H246L247 173L245 175H241L240 172L239 173H234V177H232L231 178V181L228 182L230 188H228V189L225 190V189H222V187H221V190L219 189L220 190L219 191L215 187L217 185H215L213 183V180H212V182L209 181V180H206V179H201L199 181L194 180V177L196 176L195 174H197V173L194 174V172H196L198 170L196 166H192V168L191 167H188V170H185V171H183V169L182 170L179 169V170L182 171L181 172L182 179H180L181 177L180 178L178 177L180 174L179 175L177 174V178H179L180 181H179V179L178 180H175L173 182V185H167V184L171 183L169 180H168L169 183H166V184L163 183V182H165V180L163 182L160 181L155 176L154 171H153V174L154 175H152V176L140 177L136 173L127 172L124 169L125 167H124L123 164H119V165H116ZM146 166L144 167L145 169H146ZM212 166H213V164L211 165V167ZM99 167L94 168V169H98ZM106 167H108V166H106ZM211 167L208 168V170L209 169H212ZM243 167L245 169V164H243ZM243 167H241V170L243 169ZM252 167H253V165H252ZM102 168L104 169V167H102ZM132 168H134V167L132 166ZM186 168H187V166H186ZM103 169H102V171H103ZM151 169H153V168L151 167ZM155 169H156V167H155ZM170 169H171V167H170ZM203 169H205V168H202V170ZM206 169L204 171L205 172L204 173V176H207V175H205L206 172L208 171V170L206 171ZM244 169H243V171H244ZM130 170L132 171L133 169H130ZM213 170L216 171V167H214ZM98 171H100V169ZM104 171H106V170H104ZM156 171H161L160 167H158ZM223 171H222V174H223ZM142 172H144V171L142 170ZM165 172H166V170H165ZM168 172L171 173V171H168ZM60 173H61V171H60ZM243 173H245V171ZM106 174H108V173H106ZM106 174L104 172V175H106ZM161 174H164V173H161ZM193 174L195 175L194 177H192ZM207 174L209 175L208 172H207ZM58 175L59 174H57V176ZM101 176H103V175H101ZM104 177H105V179H107L106 178L107 176H103L102 178H104ZM169 177L171 178L172 176L171 175L170 176L168 175V178ZM159 178H161V177H159ZM196 178H197V176H196ZM202 178H203V176H202ZM209 178H210V176H209ZM213 178H215V177H213ZM220 178L222 179V177H220ZM91 179H92V177H91ZM216 179H218V178H216ZM111 181H109V182H111ZM99 182L101 183V181H99ZM88 183H92V182H88ZM104 184L105 183H103V186L105 187ZM260 184H261V187H260ZM94 186H92V187H94ZM97 186H96V188H98ZM219 186H220V184H219ZM221 186H222V184H221ZM99 187H101V186H99ZM107 188H108V186H107ZM234 188H239L243 192H244L245 189H248L251 192H249V194L247 193V196L244 197L243 195L240 194V192H241L240 190H239L240 192H235ZM256 189H259V193L253 194L254 190H256ZM85 194H86V192H85ZM93 194H94V192H93ZM111 194L114 195V193H111ZM108 195H110V194H108ZM78 197H76V198L79 199ZM12 200H13V197H12ZM102 200H100V201H102ZM104 202L105 201H103V203ZM106 203H104V204H106ZM152 205H154V210L152 209L153 212H151V213H156L158 215V217L161 220V222L163 224V227H164V229H162V230H161V228H163V227L161 226V228L159 229L158 228L159 226L157 227L158 224L157 225L155 224L156 226L155 225H152V224L151 225L145 224V220L148 219V216H147L146 219L144 217H142L143 215H145L144 213L148 212V208H149V210L152 208L151 207ZM77 206H75V207H77ZM192 207H198L199 209H194ZM79 213L80 214H83L84 217L83 216L81 217V215ZM120 214H121V212H120ZM156 214H155V216H156ZM215 214H220L221 217L227 215L228 217L227 218L213 219L211 221L210 220L211 219L210 218V215H215ZM129 215H130V213H129ZM13 216H15V215H13ZM126 216H128V215H126ZM155 216L153 217L154 219L157 218V216H156V218H155ZM132 218H134V217H132ZM151 218H150V221H152ZM255 219L257 221L256 222L255 221L253 222V220H255ZM135 222L136 223L137 222L139 223V224L137 223L139 225L137 230L135 229V226H137V225H134V227L132 228L133 224H136ZM161 222H159V225H160ZM19 223H21V222H19ZM22 224H20V226ZM81 224H83V223H81ZM251 225H253V226H251ZM11 226H12V224H11ZM23 226H24V224H23ZM82 226H84V225H82ZM27 227H29V226L27 225ZM13 231H14V229H13ZM61 234H59V235L61 236ZM5 235H7V234H5ZM65 236L66 235H63V238ZM70 236H71V234H70ZM35 237H37V236H35ZM66 237L69 240L68 235ZM30 238H32V237H30ZM92 238H93V236H92ZM80 239H82V237H80ZM80 239H77V237H76L75 240H69V241L67 240V242H71L72 243V242H75V241H80ZM85 239H87V238H85ZM95 239L94 240H89L88 239V242L87 243H83V244L86 246V248H88V250H90L91 256H89V258H91V260H90V261H92L91 263H97V264L98 263L99 264L101 263L102 264L103 262H106L108 260V257L109 256L106 254L107 251H106L105 247H103L102 245L99 246L98 245V242L95 241ZM3 240H4V238L2 240L0 239V243H3ZM40 240H41V238H40ZM59 241H56V242H59ZM182 242H185L186 245H184V243L181 244ZM34 244H37V242L34 243ZM75 244H77V243H75ZM104 245H105V243H104ZM181 245H184V246H181ZM60 248L61 249H64L65 247L62 248V246H60ZM47 249H51V247L50 248H47ZM53 249L54 248H52V250ZM88 250H86V251H88ZM44 251H46V250H44ZM69 252H70V250H69ZM84 252H85V250H84ZM68 254H70V253H68ZM77 254H74V255L77 256ZM243 254L245 255L244 252H243ZM38 255H39V253H38ZM87 255H89V254H87ZM36 256H37V254H36ZM41 256H43V255H41ZM146 256H148V255H146ZM149 256H150V254H149ZM160 256H158V257H160ZM247 256H248V253L246 254V257ZM81 257L82 256H80V258ZM150 257L148 259H152L153 258L152 256H150ZM252 257H254V256H251V258ZM46 258H47V256L45 257V260H46ZM61 258L60 259L58 258V259L61 260ZM128 258L129 257H127V258H125V257L120 258V256H117L116 261H118V263H120V264H147V263H144L145 260H144V262H143V260H142V262L141 261H138V262L135 261L134 262L132 259H128ZM235 258H234V261H235ZM256 258H260V257H255V260L254 259H251L250 262L248 261L249 264H251V263L253 264V262H254V264H256V262L258 260H259L258 261L259 264H264V258L261 257L260 259H257V260H256ZM34 259H35V257H34ZM37 259H38V257H37ZM111 259H112V257H111ZM148 259H146V260L149 261ZM243 259H246V258H243L242 257L241 260H243ZM77 260H78V258H77ZM139 260H141V259L139 258ZM158 260H157L156 263H158ZM230 261L232 263H230ZM38 262H40V261H38ZM82 262H83V259H82ZM237 262L239 264V261H237ZM3 264H5V263H3ZM7 264H10V263H7ZM48 264H49V262H48Z\"/></svg>", "mask_w": 264, "mask_h": 264}]
</instances>
